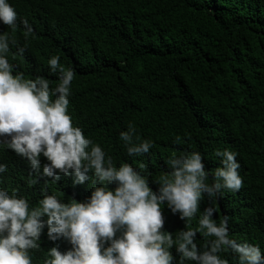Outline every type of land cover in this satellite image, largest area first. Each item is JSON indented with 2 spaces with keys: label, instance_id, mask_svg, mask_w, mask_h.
Instances as JSON below:
<instances>
[{
  "label": "trees",
  "instance_id": "16d2710c",
  "mask_svg": "<svg viewBox=\"0 0 264 264\" xmlns=\"http://www.w3.org/2000/svg\"><path fill=\"white\" fill-rule=\"evenodd\" d=\"M9 2L17 26L0 23V31L9 35L6 55L14 73L40 75L55 86L58 75L47 61L58 55L75 73L68 105L73 123L117 165L126 161L145 173L154 190L174 154L197 150L214 170L222 166L217 149L236 152L242 186L223 189L215 199L205 195L199 207L214 205L217 222L229 215L230 236L264 250V0ZM21 18L31 23V33L25 35ZM129 123L141 139L153 141L148 153L127 154L119 133ZM64 176L55 183L32 172L26 186L36 198L33 206L42 188L78 200L90 195L91 172L75 184ZM213 179L210 173L208 182ZM162 212L164 229L174 237L197 226L198 214L185 224L166 204ZM197 236L198 244L211 239ZM44 237L50 243L46 231ZM60 241L62 248L71 246ZM171 252L178 264L174 247ZM220 255L238 264L230 251Z\"/></svg>",
  "mask_w": 264,
  "mask_h": 264
},
{
  "label": "clouds",
  "instance_id": "9594fccd",
  "mask_svg": "<svg viewBox=\"0 0 264 264\" xmlns=\"http://www.w3.org/2000/svg\"><path fill=\"white\" fill-rule=\"evenodd\" d=\"M17 16L9 0H0V23L15 28ZM19 23L25 35L33 31L27 18ZM9 47V35L0 31V264H173V247L178 264H229L220 255L228 251L238 264H264L260 245L230 236L229 215L217 222L214 205L199 207L205 195L215 199L223 189L242 186L236 152L217 149L222 166L214 170L206 168L197 150L174 154L154 190L145 173L126 161L117 165L73 123L68 112L72 67L60 63L58 55L50 56L49 71L59 81L50 87L43 76L14 73L6 55ZM119 137L130 156L148 153L153 144L141 139L132 123ZM31 171L55 183L63 174L74 184L91 172L90 195L78 200L68 191L42 188L33 206L36 198L26 186ZM165 204L185 224L198 214L197 226L184 227L174 237L164 229ZM197 233L211 239L198 244ZM62 238L69 248L57 242Z\"/></svg>",
  "mask_w": 264,
  "mask_h": 264
},
{
  "label": "bare ground",
  "instance_id": "6f19581e",
  "mask_svg": "<svg viewBox=\"0 0 264 264\" xmlns=\"http://www.w3.org/2000/svg\"><path fill=\"white\" fill-rule=\"evenodd\" d=\"M88 182H89V180H87ZM0 182H3V181H0ZM0 185H2V184H0ZM89 186V185H88ZM80 188H82V187H80Z\"/></svg>",
  "mask_w": 264,
  "mask_h": 264
}]
</instances>
